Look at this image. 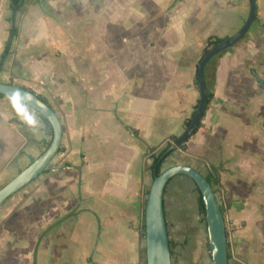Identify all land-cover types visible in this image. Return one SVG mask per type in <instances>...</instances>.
Instances as JSON below:
<instances>
[{"label": "crops", "instance_id": "1", "mask_svg": "<svg viewBox=\"0 0 264 264\" xmlns=\"http://www.w3.org/2000/svg\"><path fill=\"white\" fill-rule=\"evenodd\" d=\"M248 4L20 0L13 11V0H0V57L11 20L17 28L0 82L39 95L62 125L59 149L33 179L29 197V205L41 209L36 264H145L150 153L184 131L198 100L194 77L207 38L227 37L216 26L228 15L240 16L242 25ZM224 55L205 75L214 95L198 129L185 150L167 158L218 179L212 187L227 223L228 264H264L263 80L240 78ZM38 113L0 94V187L48 146L52 133ZM186 178L176 175L164 189L171 263L212 264L205 247H174L184 243L186 197H194Z\"/></svg>", "mask_w": 264, "mask_h": 264}, {"label": "water", "instance_id": "2", "mask_svg": "<svg viewBox=\"0 0 264 264\" xmlns=\"http://www.w3.org/2000/svg\"><path fill=\"white\" fill-rule=\"evenodd\" d=\"M248 3V15L241 27L209 48L198 61L196 70L199 87L198 103L194 116L188 127L180 134V139H184L196 129L205 111L207 103L205 68L208 61L240 40L256 18V0H248ZM259 85L264 87V81H259ZM0 94L14 97L35 109L49 122L52 130L50 142L45 150L16 176L0 187L1 206L12 194L27 185L46 168L59 149L62 138V125L55 111L32 91L13 83L0 82ZM173 147L174 145L171 146V148ZM176 175H184L190 178L202 198L207 242L212 264H228L227 231L220 202L205 175L186 163L170 165L162 169L152 179L143 215L145 264H172L164 215L163 195L167 182ZM39 241L40 239H38L33 251V264H36V251Z\"/></svg>", "mask_w": 264, "mask_h": 264}, {"label": "rangeland", "instance_id": "3", "mask_svg": "<svg viewBox=\"0 0 264 264\" xmlns=\"http://www.w3.org/2000/svg\"><path fill=\"white\" fill-rule=\"evenodd\" d=\"M247 9L249 11V4L246 11L243 13L246 15L245 19L248 15ZM235 10L236 6L233 7V12ZM233 12L229 14L235 16ZM221 15L223 16V14ZM257 17L258 20L252 23L249 32L245 37L240 39L239 43L236 42L232 46L219 52L222 53L225 51L224 56L228 57L226 65L228 68L240 72V78L251 77L254 84H257V80L255 77L253 78L254 74L264 81V0H258ZM232 19L234 20V17L228 15L227 21L224 19L220 20L222 21L220 27L216 26L220 29V34L222 36H230L240 27L241 23L239 22H242L240 21L241 17L236 16L234 21H232ZM218 54L208 61L205 68L206 76L210 66L215 63ZM235 55H238L239 61L230 63L231 57ZM173 164L172 159L169 157L166 162L162 164L161 168L164 169ZM186 179L191 181L189 178ZM35 185H37L35 180L31 181L12 194L0 206V264H5L9 261H13L15 264H33V251L38 239L41 238L38 226L35 225V217L39 215L41 209H35L29 205V197L32 195ZM188 185L189 183L185 181L180 184L178 188L180 189L181 186L187 187ZM193 190L194 197H190L189 193L186 197L187 203H190L185 211L186 218H184L185 223H182V227H186L187 231L185 229L181 230V232L184 230L186 231L185 240L183 244L177 243L174 247L208 248L205 221H203V216L198 212L196 202L198 193L195 188ZM35 212H37V214ZM225 225L227 228V223ZM176 257L177 254L175 253V258Z\"/></svg>", "mask_w": 264, "mask_h": 264}, {"label": "trees", "instance_id": "4", "mask_svg": "<svg viewBox=\"0 0 264 264\" xmlns=\"http://www.w3.org/2000/svg\"><path fill=\"white\" fill-rule=\"evenodd\" d=\"M19 1L20 0H13V11H15L17 8H18V4H19ZM11 26H10V30H9V36H8V39L6 41V44H5V47H4V50L1 54V57H0V65H1V62L3 61V59L5 58V56L7 55L8 53V50L10 48V45H11V42L13 40V38L16 36V33H17V28L16 26L14 25L13 23V20H11ZM245 36V35H244ZM223 38L221 37H217V36H214V35H211L207 38V41H206V44L204 46V48L202 49V53H201V56L206 53L208 51L209 48L213 47L214 45H216L217 43H219ZM200 56V58H201ZM199 58V60H200ZM198 60V61H199ZM194 80L196 82V84H198V80H197V76L195 75L194 77ZM41 100H43L45 103L46 101L41 98L39 95H37ZM213 99V92L207 87V103H206V107H205V111L210 103V101ZM197 103H198V100L196 102V104L194 105V108H193V111L192 113L190 114V116L188 118L185 119L184 121V129H186L189 125V123L191 122V119L192 117L194 116V113H195V110H196V107H197ZM204 111V113H205ZM204 113L202 115V117L204 116ZM39 114V113H38ZM40 117L44 120L45 124H46V127H47V130L48 132L51 134L52 131H51V126L49 124V122L41 115L39 114ZM202 119V118H201ZM200 125V122L198 123V126ZM198 126L196 127V129L190 134L188 135L187 137H185L184 139H180V135H170L167 140L161 145L159 146L157 149L155 148H152V152L150 153V157L152 159V164H151V168L153 170V175H157L161 172L162 170V164L166 161L167 157L176 149V148H179V149H182V150H185L186 149V143L187 141L190 139V137L196 132V130L198 129ZM174 145L173 148H171V146ZM44 172V170L42 171V173ZM205 178L207 179V181L213 186L214 184L218 183V179H214V177H212L211 175L207 174L205 175ZM170 180V179H169ZM169 182V181H168ZM167 182V183H168ZM167 185V184H166ZM195 185V184H194ZM166 187V186H165ZM195 189L198 193V190H197V187L195 185ZM196 202H197V207H198V212L199 214H201L203 216V221H204V206H203V202H202V198L199 194H197V197H196ZM220 207H221V210L223 212V208L220 204ZM143 230H144V224H143ZM142 230V232H143ZM144 234V233H143ZM207 247H208V243H207ZM228 247V246H227ZM209 249V248H207Z\"/></svg>", "mask_w": 264, "mask_h": 264}, {"label": "flooded vegetation", "instance_id": "5", "mask_svg": "<svg viewBox=\"0 0 264 264\" xmlns=\"http://www.w3.org/2000/svg\"><path fill=\"white\" fill-rule=\"evenodd\" d=\"M256 78H258V77L256 76Z\"/></svg>", "mask_w": 264, "mask_h": 264}]
</instances>
